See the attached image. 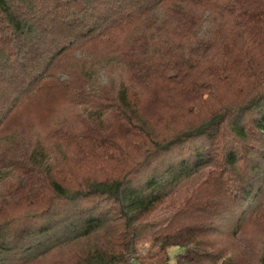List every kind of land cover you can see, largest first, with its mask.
I'll use <instances>...</instances> for the list:
<instances>
[{
	"label": "trees",
	"instance_id": "16d2710c",
	"mask_svg": "<svg viewBox=\"0 0 264 264\" xmlns=\"http://www.w3.org/2000/svg\"><path fill=\"white\" fill-rule=\"evenodd\" d=\"M91 47L119 81L63 67ZM64 70L90 113L8 155L0 264H264L241 235L264 218V0H0V132ZM193 180L145 260L147 217Z\"/></svg>",
	"mask_w": 264,
	"mask_h": 264
},
{
	"label": "rangeland",
	"instance_id": "374dc122",
	"mask_svg": "<svg viewBox=\"0 0 264 264\" xmlns=\"http://www.w3.org/2000/svg\"><path fill=\"white\" fill-rule=\"evenodd\" d=\"M94 49V47H91L89 49L84 48L80 50V52L79 50L71 52L64 61L63 67L74 71L76 75L85 74V72L92 73L93 80L90 84L87 82L89 86H98L99 80L97 78L103 79L104 77H109L113 82L119 81V67H114L112 64H109L107 62L109 57L104 56L106 54L102 52V50L96 52ZM106 70H108V72ZM66 72L67 71L64 70L55 73V78L57 80L50 81L53 85L48 87L51 88L43 89L19 106L14 111V114L9 119L4 129L0 132V198L4 199L3 204L7 208L12 205L13 207L15 206L14 202L10 201L12 199L6 196V193L11 183L17 180L16 177L13 176V178L11 175L10 178L5 179L4 177L9 171L5 168L6 165L10 163L8 155L14 150L18 151L20 142L23 140L31 143H42L46 148L55 150L57 142L54 141V138L50 137V132L57 128H82L81 125H84L82 120H85L84 117L90 113L88 112L89 108H83L84 106L77 105L73 106L69 102L67 95L64 93V89L70 87L68 89L70 90L72 85L69 83L68 88L64 87V81L67 80L68 75ZM82 77L84 79V75ZM57 86L62 87L60 91L56 90V88H58ZM72 88V90H74L75 86L73 85ZM57 148L59 149V147ZM196 183L197 182L193 180L182 184L163 205L159 206L147 217V221L151 223V226L147 228L143 237L137 244L138 251L145 260L148 256L147 251L150 249L151 229L155 227L156 230L161 229L168 223L169 216L175 212L184 199L189 197L194 188H196ZM224 201L227 202L226 200ZM233 222L234 219L232 218L231 221L225 223L223 229H225V231L231 230ZM258 223L259 224H249V221L246 220L242 224L241 235H243L245 241L249 243L250 246L254 245L258 247L264 245V218ZM226 234L225 232V234L219 235V240L221 241L220 245L225 247V250L230 253H237L240 249L239 243L234 245L231 236ZM208 238L209 241L214 240V236H208ZM178 251L179 248L176 246L169 248L168 253L171 259L174 258V255ZM236 262L237 264H250L251 259L249 260V256H239Z\"/></svg>",
	"mask_w": 264,
	"mask_h": 264
}]
</instances>
